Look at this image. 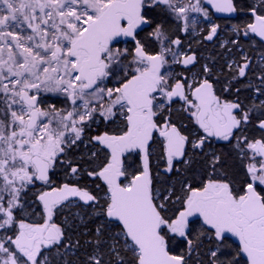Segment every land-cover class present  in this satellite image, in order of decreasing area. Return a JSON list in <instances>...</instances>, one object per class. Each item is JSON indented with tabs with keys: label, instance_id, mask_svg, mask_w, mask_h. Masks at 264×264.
<instances>
[{
	"label": "snow or ice",
	"instance_id": "snow-or-ice-1",
	"mask_svg": "<svg viewBox=\"0 0 264 264\" xmlns=\"http://www.w3.org/2000/svg\"><path fill=\"white\" fill-rule=\"evenodd\" d=\"M0 264H264V0H0Z\"/></svg>",
	"mask_w": 264,
	"mask_h": 264
},
{
	"label": "flooded vegetation",
	"instance_id": "flooded-vegetation-1",
	"mask_svg": "<svg viewBox=\"0 0 264 264\" xmlns=\"http://www.w3.org/2000/svg\"><path fill=\"white\" fill-rule=\"evenodd\" d=\"M218 22L224 23V21H218Z\"/></svg>",
	"mask_w": 264,
	"mask_h": 264
}]
</instances>
